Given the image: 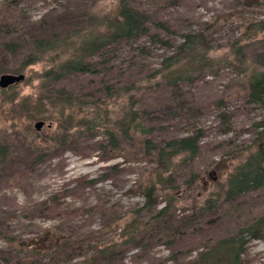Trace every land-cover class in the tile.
Listing matches in <instances>:
<instances>
[{
    "label": "rangeland",
    "instance_id": "1",
    "mask_svg": "<svg viewBox=\"0 0 264 264\" xmlns=\"http://www.w3.org/2000/svg\"><path fill=\"white\" fill-rule=\"evenodd\" d=\"M130 3L146 8L156 20L172 26L175 34L169 39L175 44L180 42L178 34L204 26L211 28L214 20L220 21L212 28L217 46L209 53L219 64L211 73L183 87V108H180L183 105L178 107L174 93L157 86L158 77H147L159 68L163 57L172 53V48L141 37L119 45L108 62L110 80L123 78L110 84L119 88L136 83L133 109H144L155 116L156 121L150 123L155 128L150 138L158 142L182 138L195 129L204 136L198 157L189 169L179 170L177 174L181 188L175 198L178 222L173 227L195 222L196 227L176 232L169 239L172 241L153 243L155 233L146 229L142 235L146 248L128 247L119 264H191L204 248L232 239L250 221L264 217V188L230 201H225L224 192L228 175L254 149L253 124L264 117V108L244 106L245 82L237 75L238 64L229 53V43L240 36L237 19L264 20V8L249 7L238 18L237 0H130ZM118 6L119 0H6L0 2V22L11 16L13 21L24 24L26 32L59 37L65 44L90 33L105 32L107 25L116 19ZM2 27L5 24L0 23V33ZM1 42L0 38V76L23 75L24 79L12 88L0 89V145L8 151L6 162L0 164V217L5 220V225L0 227V263L2 258L9 257V252L12 262L14 256L26 258L25 245L41 240L47 230L101 232L100 238L91 242L93 247L119 243L120 227H126L131 220L137 223L149 220L142 214L134 215V211L143 206L139 187L149 177L147 174L154 164L145 158L125 157V152H134V148L124 142L122 157L102 161L100 147L105 139L102 129L93 139L81 138L74 130L67 135L57 132L60 120L63 124L65 121L59 116L55 93L65 89L73 93L77 103L97 100L102 111L108 110L110 121L130 110L128 96L123 93L97 97L102 87L101 74L71 75L59 82H49L44 73L51 63L55 65L65 58L57 56L55 51L20 72H7L6 69H19L21 60L3 55ZM247 44L250 53L258 48L251 39ZM102 60L93 59L99 69L103 67ZM87 94L94 95V99ZM39 101L43 108L39 107ZM173 110H182L181 115L175 117ZM88 111L94 109L89 105L74 108L76 117ZM41 112L44 115L39 119L28 120V116ZM36 122L44 123L39 131L34 128ZM113 166H118V170L112 171ZM104 174L107 177L102 179ZM192 174L197 176V183L184 185ZM164 198L161 193L157 208L163 207ZM208 200L216 204L214 212L206 214L201 209ZM101 210L104 215L99 213ZM118 216L120 225L115 228L110 223ZM183 216L187 218L183 220ZM238 241L246 242L238 264H264V237L235 240ZM225 250L218 252L221 261L217 264H230L224 259ZM82 259L75 257L66 264H82Z\"/></svg>",
    "mask_w": 264,
    "mask_h": 264
},
{
    "label": "trees",
    "instance_id": "2",
    "mask_svg": "<svg viewBox=\"0 0 264 264\" xmlns=\"http://www.w3.org/2000/svg\"><path fill=\"white\" fill-rule=\"evenodd\" d=\"M263 1L237 0V17L239 18V15L243 14L249 7L263 9ZM137 7H134L130 0H119L116 19L107 25L105 32L90 33L65 44L59 37L53 38L45 36L43 33L26 32L24 24L13 21L11 16H7V21L3 19L6 22H0L5 24V28L2 27L3 30L0 33L3 55L21 60L19 69H6L7 72H20L25 67L41 62L55 51L57 56L65 58L55 65L51 63L49 70L44 73L43 77L49 82H59L71 75L101 74L99 82L102 87L99 89L97 97H114L123 93L128 96L131 104L130 110L110 121L108 110L102 111L96 103L97 100L77 103L73 93L65 89L57 90L55 94L56 104L60 105L59 116L65 121L63 124L60 120L57 132L60 131L67 135L70 130H74V132H79L81 138L93 139L97 136V131L102 129L105 136L104 142L101 143V147L99 146L103 155L102 161L122 157L121 153L124 149L122 142H124L128 147L134 148V152H125V157L140 160L145 158L154 164L152 170L147 174L149 177L144 178L139 187V194L144 201L143 206L134 211V215L139 217L142 214L149 220L145 223L140 221L137 223L135 220H131L126 227L122 229L120 227L119 243L105 244L101 248L93 247L91 242L99 239L101 232L89 231L85 234L75 231L47 230L43 240H33L30 244L25 245L27 249L26 258L16 259L14 256L15 260L12 262V254L7 251L4 253L9 252L7 254L9 257L2 258L0 264H14V261L16 264H66L75 257H83L82 264H119L122 262L128 247L146 248L147 242L142 236L146 229L155 233L151 239L153 243L169 240L183 228L190 230L196 227V222L188 223V225L183 223L180 227H173V224L178 222L175 214L177 209L175 198L181 188L177 174L179 170L189 169L198 157L200 142L204 137L202 131L195 129L193 133L182 138L164 139L160 142L150 138L149 135L155 130L150 123L156 121L155 116H151V112L144 109H133L136 105L133 92L138 88L136 83H130L119 88L110 84V82H119L117 80L123 78L119 76L118 79L110 80L108 72L111 67L108 62L113 58L119 45L130 44L141 37H148L163 46L172 48V53L163 57L159 68L151 70L152 72L147 77L155 79L158 77L157 86L167 88L172 92V95L174 93L178 107L183 105L180 107L183 108L185 105L183 87L196 82L206 73H211L214 67L219 64L210 58L209 53L217 46L212 38V28L220 21L219 19L214 20L211 28L204 26L200 30H188L178 34L180 42L175 44L173 40L169 39L170 35L175 34L172 26L166 21L156 20L146 8ZM223 21L226 20L223 19ZM236 22L240 23H237V31L240 32V36L238 39L230 41L229 53L238 64L237 75L242 77L245 82L242 88L244 106L264 108V20L250 21L239 18ZM33 26L34 23L29 29H32ZM22 36H26L25 39H21ZM167 36L168 38H165ZM250 39L258 45L257 50L252 53L247 50L248 44L246 45L247 40L250 41ZM108 56L111 57L108 58ZM95 58L103 59L101 69L93 61ZM12 87H0V89L5 90ZM87 97L94 99L92 94H87ZM38 105L40 108L44 107L41 101ZM77 105H89L94 109V112L88 111L91 113L87 112L81 117H76L74 108ZM181 111L179 112L181 113ZM179 112L173 110L172 114L177 117L181 115ZM196 112L199 113L197 110ZM41 115L44 114L42 112L32 114L28 116V120L39 119ZM253 128L255 133L254 149L228 175L224 186L225 201L264 188V117L254 123ZM7 155V148L0 145V164L6 162ZM111 170H118V166H113ZM191 176L190 180L184 181V185L190 187L197 183V176L194 174ZM106 177L107 175L104 174L102 179ZM89 182L92 183V181ZM161 193L165 197L164 205L157 208L156 201ZM215 204L216 202L213 203L208 200L201 212L204 211L206 214L214 212ZM93 209L96 211V208ZM99 213L104 215L102 210ZM186 218L183 216V220ZM120 220L121 218L118 216L110 224H114L115 228H118ZM3 225H5V220L0 217V227ZM263 237L264 217H260L250 221V224L244 229L238 230L232 239H226L217 245L204 248L194 263L191 264H217L221 261L219 260L221 258H217V254L223 248H226L223 253L225 258H223L230 264H238L243 245L246 242L240 243L242 240L238 242L235 240L242 238L251 240ZM89 250L92 252L86 254Z\"/></svg>",
    "mask_w": 264,
    "mask_h": 264
},
{
    "label": "water",
    "instance_id": "3",
    "mask_svg": "<svg viewBox=\"0 0 264 264\" xmlns=\"http://www.w3.org/2000/svg\"><path fill=\"white\" fill-rule=\"evenodd\" d=\"M23 79V75H2L0 76V87L7 88L13 85H17L21 83ZM43 125V122H36L34 128L36 129V131H39L42 129Z\"/></svg>",
    "mask_w": 264,
    "mask_h": 264
},
{
    "label": "bare ground",
    "instance_id": "4",
    "mask_svg": "<svg viewBox=\"0 0 264 264\" xmlns=\"http://www.w3.org/2000/svg\"><path fill=\"white\" fill-rule=\"evenodd\" d=\"M264 252V250H262Z\"/></svg>",
    "mask_w": 264,
    "mask_h": 264
}]
</instances>
